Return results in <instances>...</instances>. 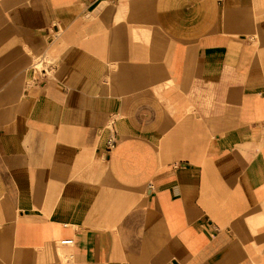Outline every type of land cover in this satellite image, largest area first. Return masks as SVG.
<instances>
[{"label": "crops", "instance_id": "1", "mask_svg": "<svg viewBox=\"0 0 264 264\" xmlns=\"http://www.w3.org/2000/svg\"><path fill=\"white\" fill-rule=\"evenodd\" d=\"M0 264H264V0H0Z\"/></svg>", "mask_w": 264, "mask_h": 264}, {"label": "built area", "instance_id": "2", "mask_svg": "<svg viewBox=\"0 0 264 264\" xmlns=\"http://www.w3.org/2000/svg\"><path fill=\"white\" fill-rule=\"evenodd\" d=\"M108 131L109 132H108V138L106 144H107V151H110L116 144V132L111 124L108 126ZM61 243L69 245L72 243V240L71 239L62 240Z\"/></svg>", "mask_w": 264, "mask_h": 264}, {"label": "rangeland", "instance_id": "3", "mask_svg": "<svg viewBox=\"0 0 264 264\" xmlns=\"http://www.w3.org/2000/svg\"><path fill=\"white\" fill-rule=\"evenodd\" d=\"M41 68H42L41 64L37 65V69H41Z\"/></svg>", "mask_w": 264, "mask_h": 264}]
</instances>
